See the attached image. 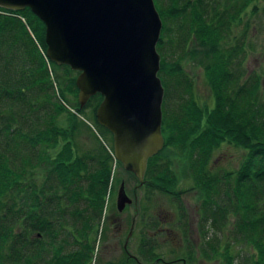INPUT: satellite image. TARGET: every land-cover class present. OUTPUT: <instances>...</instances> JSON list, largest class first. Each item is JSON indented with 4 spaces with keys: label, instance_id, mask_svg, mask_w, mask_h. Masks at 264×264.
I'll list each match as a JSON object with an SVG mask.
<instances>
[{
    "label": "trees",
    "instance_id": "obj_1",
    "mask_svg": "<svg viewBox=\"0 0 264 264\" xmlns=\"http://www.w3.org/2000/svg\"><path fill=\"white\" fill-rule=\"evenodd\" d=\"M260 1L263 15L264 0H153L162 22L156 50L164 90V144L147 160L143 198L149 200L153 192L175 195L177 178L167 152L176 147L186 165L199 169L194 181L204 199V225L220 230L228 213L236 217L232 240L254 249L243 264H264V67L243 78L244 37L236 31L249 8L258 11ZM43 33L42 22L29 8H0V264H96L95 237L99 233L103 238L108 230L100 220L112 183L118 182L113 171L120 162L112 156L110 132L95 120L101 96L93 95L79 107L77 72L46 58ZM184 63L201 70L210 105L199 102ZM52 67L64 73L53 76ZM85 130L96 141L89 152L79 150L75 138ZM222 143L245 151L235 172L212 173L209 168L211 153ZM221 179L229 188L228 206L213 201L217 193L206 194ZM136 208L131 233L138 216L149 209L140 202ZM160 224L156 218L150 228L157 231ZM143 229L137 251L130 253L126 242L121 256L104 264H192L198 247L164 261L155 236ZM225 242L221 247L218 241L201 245L200 257L237 264Z\"/></svg>",
    "mask_w": 264,
    "mask_h": 264
},
{
    "label": "water",
    "instance_id": "obj_2",
    "mask_svg": "<svg viewBox=\"0 0 264 264\" xmlns=\"http://www.w3.org/2000/svg\"><path fill=\"white\" fill-rule=\"evenodd\" d=\"M30 11L44 26V54L76 71L83 107L99 94L96 122L111 134L112 155L142 184L147 160L163 147V86L156 50L162 22L153 0H0V8ZM131 199L120 182L115 208ZM125 247L131 234L136 202Z\"/></svg>",
    "mask_w": 264,
    "mask_h": 264
},
{
    "label": "rangeland",
    "instance_id": "obj_3",
    "mask_svg": "<svg viewBox=\"0 0 264 264\" xmlns=\"http://www.w3.org/2000/svg\"><path fill=\"white\" fill-rule=\"evenodd\" d=\"M258 4L259 12L257 11L255 13L249 8V12L246 13L244 21L237 27L236 31L237 34L244 37L245 53L241 61L242 69L244 70L243 78L250 73L260 72L264 67V14L262 15L260 10V8L263 7V2L260 1ZM183 68L193 81L195 95L199 102H206L210 105V93L204 82L201 70L192 66L191 63H184ZM52 73L53 76L55 73L63 74L64 70L62 68H55L54 70L52 67ZM260 82V91L264 93V78H262ZM89 111L90 108H87L85 111L87 116H89ZM88 120L92 121L90 119ZM86 123L94 129V126L90 125V122L86 121ZM94 131L96 132L95 129ZM97 136L101 142L104 143L98 134ZM75 138L78 144L77 146L81 151L89 152L96 143L86 130L85 132L77 134ZM108 140L109 138H107V141ZM104 144L106 145V143ZM167 153L172 170L177 178L175 185L176 191L173 196L153 192L149 200H144V188L142 184L139 185L134 175L124 170L121 164L115 167L113 175L114 180L118 178V182L113 181L112 183L108 209L103 213L100 220V224L102 220H104V224L107 225L108 230H106L103 238L99 236V233H97L95 237L96 249L94 252V260L96 264H104L106 261H115L118 256H121V243L127 233L129 224L128 217H131L134 212V199L136 206H138L140 202V204L144 203L145 207L148 206L149 209L146 210L143 215L138 216V224H136L133 233H131L127 239V249L130 253L137 251V241L139 234H141V227L144 225L143 231L150 236H155L158 242L156 251L164 261L182 256L190 247H198V249L201 245L207 247L210 241H218L221 247V245L225 244V241H227L230 243V252L234 256V262L237 264H239V261L241 264L246 262L249 256L254 255V249L245 242L239 243L232 240L233 222L236 217L228 213L227 223L220 230H213V228L206 223L204 225L200 219V215L202 214L201 203L204 199L201 200V195L198 191L199 186L194 181V177L196 180V174L199 172L197 165H186L184 163V157L181 156L176 147H171L168 149ZM244 154L245 151L243 149L231 144L222 143L211 153L208 164L209 168L212 170V173L220 172L219 174H224L226 172H235L240 166ZM36 180L41 181V175L37 176ZM120 182H123L125 194L131 199V203L125 206L124 209L115 216L112 211L116 209L115 195ZM228 182L229 185H231L232 180L229 179ZM217 183V187L214 185V187L208 188L206 194L210 192L209 190H211V193H217L213 201L220 205L226 204L228 206L230 199H228L229 196H227V192L229 188H224L226 184H223L222 179L221 182L218 181ZM110 218L114 219V221H112L113 223H110L111 225H109ZM156 218L161 221V224L159 229L154 231V229L150 228V222H153ZM203 236L204 239L202 238ZM198 249L196 250V255L192 260V264H223L221 258L203 259L200 257ZM171 250L175 253H172ZM172 264H180V262L175 261Z\"/></svg>",
    "mask_w": 264,
    "mask_h": 264
},
{
    "label": "flooded vegetation",
    "instance_id": "obj_4",
    "mask_svg": "<svg viewBox=\"0 0 264 264\" xmlns=\"http://www.w3.org/2000/svg\"><path fill=\"white\" fill-rule=\"evenodd\" d=\"M128 205H129V204H127V205H125V206H128ZM133 205H134V204H133ZM123 209H124V208H123ZM133 210H134V206H133ZM116 211H117V210H116ZM117 212H118V211H117ZM120 212H121V211H120ZM126 235H127V234H126ZM125 238H126V236H125ZM125 238H124V239H125ZM123 242H124V240H123ZM123 242H122V245H121L122 248H124V247H123ZM184 263H185V262H184Z\"/></svg>",
    "mask_w": 264,
    "mask_h": 264
}]
</instances>
